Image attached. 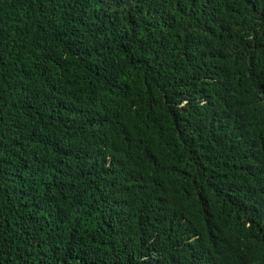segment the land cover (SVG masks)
<instances>
[{
	"label": "trees",
	"instance_id": "1",
	"mask_svg": "<svg viewBox=\"0 0 264 264\" xmlns=\"http://www.w3.org/2000/svg\"><path fill=\"white\" fill-rule=\"evenodd\" d=\"M0 264H264V0H0Z\"/></svg>",
	"mask_w": 264,
	"mask_h": 264
}]
</instances>
